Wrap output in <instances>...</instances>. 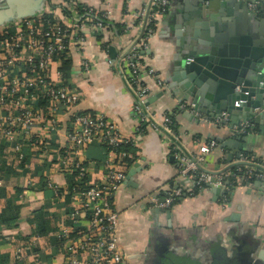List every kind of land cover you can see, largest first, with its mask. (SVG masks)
Returning a JSON list of instances; mask_svg holds the SVG:
<instances>
[{
  "label": "crops",
  "instance_id": "obj_1",
  "mask_svg": "<svg viewBox=\"0 0 264 264\" xmlns=\"http://www.w3.org/2000/svg\"><path fill=\"white\" fill-rule=\"evenodd\" d=\"M144 1L78 0L108 12L112 21L126 26V30L117 35L108 27L100 32L86 28L83 44L72 38L66 58L72 71L64 75L83 98L75 108L59 114L56 130L50 135L42 125V144L24 133H0V264H66L75 231L86 227L84 218L75 221L72 217L75 194L81 191L75 186L79 181L75 166L87 167L89 182L98 183L104 179L107 159V150L96 141L78 153L71 150L67 138L71 119L76 112H95L104 115L124 136H136V99L108 60L139 36L136 14ZM11 2H15L16 10L0 17V34L14 32L24 20L48 13L70 25L65 0H0V10ZM220 2L225 3V13L231 11L227 18L233 21L239 10L229 0H217L216 4ZM213 4L210 0H170L168 12L158 18L148 40V49L142 50L147 66L153 67L163 81L159 86L150 76L143 79L149 87L146 101L150 110L160 121L167 113L174 116L182 144L191 153L198 154L200 147L212 140L219 142L220 146L206 156L208 169L229 166L241 154L264 159V118L259 119L264 114V98L259 100V109L245 110L255 116V121L247 120L241 112L233 114V125L250 124L247 133H237L243 136L242 148L238 143L221 146V140L223 144L238 139L233 138L236 132L230 127L206 123L180 109L179 83L185 77L180 67L181 52L196 26L200 34L205 32L199 24L209 20V12H202L201 7L207 9ZM245 10L253 13L246 6ZM254 13L256 21L264 23V13ZM84 62H89L88 70ZM61 65H53V71H62ZM35 108L46 113V102H36ZM136 137L135 160L129 163L126 178L114 194L119 244L127 257L124 264H215L223 256L221 251L236 253L239 247L244 251L253 248L254 264H264V181L230 186L225 206L220 202L221 191L205 189L183 196L168 209L150 208L152 196L162 193L168 184L182 181L165 138L151 130Z\"/></svg>",
  "mask_w": 264,
  "mask_h": 264
},
{
  "label": "built area",
  "instance_id": "obj_2",
  "mask_svg": "<svg viewBox=\"0 0 264 264\" xmlns=\"http://www.w3.org/2000/svg\"><path fill=\"white\" fill-rule=\"evenodd\" d=\"M240 1L245 2L247 9L253 13H264V0ZM67 4L72 12L69 26L54 14L48 13L24 20L10 34H0L2 135L24 133L35 139L34 143L42 144L39 135L42 125L47 128L46 134L50 135L56 130L59 114L75 108L83 98V93L71 81H67L62 71H53V65L67 58L72 38L83 44L86 28L100 32L113 21L108 12L100 14L88 6L80 13L78 0H68ZM169 7L170 0H145L136 14L139 36L127 49H119L117 55L108 62L123 77L136 99V136L149 130L159 133L168 142L178 162V175L182 183L172 182L162 193L152 196L150 208L168 209L185 195L216 188L221 189L220 202L225 206L229 201L231 184L248 180L264 181V159L241 154L229 166L208 169L205 165L206 156L220 146L219 142L212 140L202 145L198 154L191 153L183 146L181 133L173 127V115L167 113L160 121L150 110L146 101L149 87L143 79L150 76L159 86H163V81L153 67L147 66L142 50L148 49V40L155 32L157 20L168 12ZM191 60L189 58L187 63ZM83 66L86 70L90 68L89 62H84ZM237 91L240 89L237 88ZM40 100L46 102V113L35 108V103ZM246 102V99L237 100L233 107L239 108ZM180 109L191 112L194 117L206 123L230 127L236 133L249 131L248 122L233 125L231 114L227 111L213 116L202 114L189 100H182ZM72 118V127L67 134L71 150L78 153L96 141L107 150V159L104 179L75 194L76 205L72 217L75 221L78 217L84 218L86 227L75 231L76 236L71 239L66 264H124L127 257L119 244V213L115 207L114 194L126 178L129 161L133 162L136 157L134 152L120 151V147H135L137 137L124 136L117 126L101 114L92 116L76 112ZM75 169L79 180L87 178V167L76 165Z\"/></svg>",
  "mask_w": 264,
  "mask_h": 264
},
{
  "label": "water",
  "instance_id": "obj_3",
  "mask_svg": "<svg viewBox=\"0 0 264 264\" xmlns=\"http://www.w3.org/2000/svg\"><path fill=\"white\" fill-rule=\"evenodd\" d=\"M210 1L215 5L207 9L201 7L202 12H209V20L199 24L205 32L200 34L196 26L194 36L187 41L181 52L180 67L185 75L184 81L179 83L181 99L192 101L195 109L203 114L213 116L227 111L231 114L233 124H236L233 116L236 111L244 113L247 120L251 121L255 116L246 114L245 110L259 109V100L264 98V23L256 21L255 13H246L243 1L229 0L239 10L233 21L227 18L231 11L225 13L223 10L224 2L216 4L217 0ZM15 10L16 4L11 2L4 10H0V17ZM256 22L260 29L256 27ZM189 58L192 60L187 63ZM261 82L262 87L259 85ZM246 92L249 94L246 95ZM241 99H246L247 102L234 108L235 101ZM263 118L264 114L259 116L260 122ZM233 138H238V142L230 139L222 144L221 140V146L233 147L238 143L237 147L240 148L243 136L236 133ZM215 191L220 193L221 189L216 188ZM249 250L244 251L239 247L237 254L235 251L231 254L228 250H223L220 262L216 263L254 264V249L250 247Z\"/></svg>",
  "mask_w": 264,
  "mask_h": 264
},
{
  "label": "trees",
  "instance_id": "obj_4",
  "mask_svg": "<svg viewBox=\"0 0 264 264\" xmlns=\"http://www.w3.org/2000/svg\"><path fill=\"white\" fill-rule=\"evenodd\" d=\"M65 1L67 3L68 0H65ZM67 7H68V5H67ZM85 7H86V5L79 3L78 8H79L80 13L83 11V9ZM67 9L65 10V13L67 15L71 16L72 12L69 11L70 10L69 7ZM96 12L100 13V14L103 13L102 11H98V10H96ZM106 27L113 29L115 33H124V31L126 30V26H123L122 24H118V23H114V22L106 25ZM10 33H12V32L9 31L8 34H10ZM60 61L62 63L60 69L63 71V73H65L66 76L70 75V73L72 71V66H71L70 60H68L66 58H62ZM80 114H90V115L94 116L96 113L87 111V112H80ZM173 119H174V116H173ZM71 120H73V118ZM71 126H72V124H71ZM173 127L177 130V124L175 122V119H174ZM134 148L135 147L131 146V145H123L120 147V149H121L120 151L134 152V150H135ZM246 155H248V154H246ZM116 159L118 160L117 156H116ZM129 162H132V161H129ZM91 184L92 183L89 182L88 176H87L86 179L77 181L75 186H76L77 190H86L91 186ZM231 186H234V184H231ZM229 197H230V194H229Z\"/></svg>",
  "mask_w": 264,
  "mask_h": 264
},
{
  "label": "flooded vegetation",
  "instance_id": "obj_5",
  "mask_svg": "<svg viewBox=\"0 0 264 264\" xmlns=\"http://www.w3.org/2000/svg\"><path fill=\"white\" fill-rule=\"evenodd\" d=\"M245 6H246V5H245ZM261 83H263V82H261ZM261 83H260L259 85L262 87L263 84H261ZM248 93H249V92H248ZM236 249H237V248H235V250H236ZM221 258H222V257H220V258L218 259L217 262H220V259H221Z\"/></svg>",
  "mask_w": 264,
  "mask_h": 264
}]
</instances>
